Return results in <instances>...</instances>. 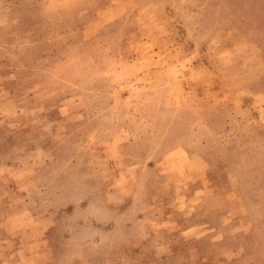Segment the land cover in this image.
Returning <instances> with one entry per match:
<instances>
[{"label": "rangeland", "instance_id": "obj_1", "mask_svg": "<svg viewBox=\"0 0 264 264\" xmlns=\"http://www.w3.org/2000/svg\"><path fill=\"white\" fill-rule=\"evenodd\" d=\"M0 264H264V0H0Z\"/></svg>", "mask_w": 264, "mask_h": 264}]
</instances>
